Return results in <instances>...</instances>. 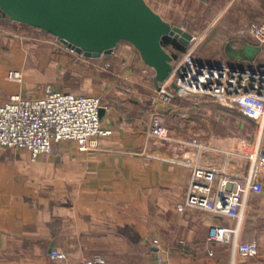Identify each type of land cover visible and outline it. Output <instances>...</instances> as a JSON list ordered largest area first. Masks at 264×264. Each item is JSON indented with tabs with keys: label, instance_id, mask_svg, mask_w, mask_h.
<instances>
[{
	"label": "crops",
	"instance_id": "0c3cea01",
	"mask_svg": "<svg viewBox=\"0 0 264 264\" xmlns=\"http://www.w3.org/2000/svg\"><path fill=\"white\" fill-rule=\"evenodd\" d=\"M146 1L189 32L192 19L207 23L201 37L206 51L196 55L201 61L226 58L231 66L244 67L250 60L245 54L249 44L255 45L251 22L264 0ZM164 46L175 59L184 52ZM86 63L94 67L93 83L79 90L69 81L70 67L77 68L72 75L79 78L78 69ZM11 69L21 73V80L9 77ZM152 69L128 41L88 57L37 27L0 18V104L14 93L29 94L50 83L75 94L99 95L102 123L112 129L95 149L61 140L53 143L51 154L36 159L27 149L0 146V264H56L53 248L76 261L104 251L111 255V247L124 253L126 263L138 247L134 262L139 264H264V188L248 193L239 224L228 215L177 207L196 165L215 168L219 176L246 177L264 146V125L211 99L177 97L154 104ZM155 111L171 129L172 140L149 137ZM194 137L205 146L189 143ZM261 179L264 185V172ZM213 185L218 186V178ZM213 224L238 225L239 240L255 241L259 252L247 256L209 240ZM135 230L142 232L136 240ZM148 231L160 250L145 245ZM97 238L112 244H96Z\"/></svg>",
	"mask_w": 264,
	"mask_h": 264
},
{
	"label": "built area",
	"instance_id": "2783aa9c",
	"mask_svg": "<svg viewBox=\"0 0 264 264\" xmlns=\"http://www.w3.org/2000/svg\"><path fill=\"white\" fill-rule=\"evenodd\" d=\"M251 36L259 51L244 67L231 66L226 58L214 62L201 61L196 56L202 35L191 32L187 49L174 60L169 78L156 87L151 101L171 102L177 97L211 99L238 110L264 125V17L251 25ZM72 52H76L70 47ZM144 71H147L146 69ZM8 75L21 80L19 71L11 69ZM155 77V70L150 71ZM175 83L176 87L169 85ZM102 98L94 94H75L54 88L50 83L37 85L32 93H14L0 104V146L27 149L33 158L52 153L56 141L74 140L81 149H95L102 137L112 129L102 123ZM149 137L171 140L172 133L162 115L155 111L148 129ZM205 146L194 137L188 141ZM264 172V146L258 148L249 173L243 179L219 176L215 168L196 165L191 173L186 197L178 204L179 210L200 208L242 220L246 196L250 191L264 188L261 174ZM218 178V186L214 180ZM211 241L230 244L235 251L252 256L259 252L255 241H240L239 226L211 225L208 233ZM153 246L160 250L159 240ZM212 253V252H210ZM56 264H108L105 254L96 253L76 261L60 248L50 250Z\"/></svg>",
	"mask_w": 264,
	"mask_h": 264
},
{
	"label": "water",
	"instance_id": "95a60500",
	"mask_svg": "<svg viewBox=\"0 0 264 264\" xmlns=\"http://www.w3.org/2000/svg\"><path fill=\"white\" fill-rule=\"evenodd\" d=\"M1 17L51 33L88 57L110 53L118 42L128 41L155 70L158 88L171 75L175 60L163 38L171 36L188 45L192 37L146 0H0ZM258 51V46L249 44L245 55L252 59Z\"/></svg>",
	"mask_w": 264,
	"mask_h": 264
},
{
	"label": "rangeland",
	"instance_id": "374dc122",
	"mask_svg": "<svg viewBox=\"0 0 264 264\" xmlns=\"http://www.w3.org/2000/svg\"><path fill=\"white\" fill-rule=\"evenodd\" d=\"M256 10H257V13H256L257 16L255 17V20L252 21L251 23L260 21V19H262L264 17V7H262V8L261 7H257ZM192 20H194V21H193V23L191 22V24H190V26H191L190 30H192L193 32H196L198 35H202L203 34L202 31L207 26V23L202 18L201 19H198V18L195 19L194 18ZM251 23L244 24L242 28L246 30L249 27V25H251ZM203 43H204V39L202 38L199 41L198 48L196 50V55H197V53L201 54V52L204 53L206 51V50L203 49V46H201V44H203ZM203 50H204V52H203ZM100 67L104 68L103 65H100ZM93 68H94L93 65H91L90 63H86L85 65H80L78 71L81 72V75L79 76V78H77V77L75 78V76H77V75H72V70H74V69L77 70V68L74 67V69H72L70 67V76H71V78L69 80L70 83L71 84L72 83L79 84L80 87H75L76 89H79V90L87 89L86 86L87 85L91 86L92 83H93V80L91 79V75H89V74L92 73V71H95ZM102 71H103V69H102ZM77 93H79V92H77ZM172 137H173V135H172ZM154 139H156V138H154ZM157 140L162 141L161 139H157ZM71 141H74V140H71ZM167 141H169V140H167ZM29 154H30V152H29ZM30 157H31V159H36V158H33L31 156V154H30ZM140 234H142V232L135 230V232H134V240L138 239V236ZM146 234L147 235H145V237L143 238L144 239L143 241H145V245H148V244L149 245L150 244L153 245V240L156 237H154V234L151 231H148ZM116 235H117L118 238L121 236L120 233H116ZM94 241H95L96 244H99V245H101V244L105 245L106 243L112 244L111 241H110L111 242L110 243L108 240L103 239V238H97ZM111 249H112V254L111 255L108 254L107 252L105 253V251L104 252H100L102 254H105V256L107 257V260H108V264H139V263L134 262V261H135L136 257L139 255L140 251L142 250L141 248L135 247L133 249V251H134L133 252V257L131 259H129L130 262H128V263L125 262V258H123L124 253H122V251L120 249H116L115 247H111ZM94 254H96V253H94ZM132 259H134V260H132Z\"/></svg>",
	"mask_w": 264,
	"mask_h": 264
},
{
	"label": "trees",
	"instance_id": "16d2710c",
	"mask_svg": "<svg viewBox=\"0 0 264 264\" xmlns=\"http://www.w3.org/2000/svg\"><path fill=\"white\" fill-rule=\"evenodd\" d=\"M42 30V29H41ZM44 31V30H43ZM46 32V31H45ZM48 33V32H47ZM49 35L54 36L51 33H48ZM55 37V36H54ZM167 44H173L177 49L181 50V51H185L187 49V46L185 44H183L181 41H179L176 38H172L171 36H165L163 38V45H167ZM176 55H174L175 57Z\"/></svg>",
	"mask_w": 264,
	"mask_h": 264
}]
</instances>
